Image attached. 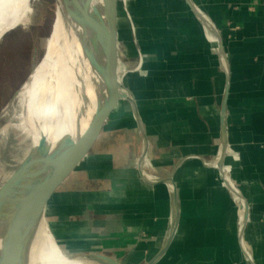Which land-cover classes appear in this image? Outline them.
I'll list each match as a JSON object with an SVG mask.
<instances>
[{"label": "crops", "instance_id": "1", "mask_svg": "<svg viewBox=\"0 0 264 264\" xmlns=\"http://www.w3.org/2000/svg\"><path fill=\"white\" fill-rule=\"evenodd\" d=\"M191 2L222 35L229 78L216 38L187 0H131L117 27L122 83L148 139L145 172L177 187V230L154 264H264V0ZM125 104L48 200L46 219L70 257L146 264L165 243L172 193L141 178L144 137ZM222 141L245 211L211 165L216 157L206 162Z\"/></svg>", "mask_w": 264, "mask_h": 264}, {"label": "bare ground", "instance_id": "2", "mask_svg": "<svg viewBox=\"0 0 264 264\" xmlns=\"http://www.w3.org/2000/svg\"><path fill=\"white\" fill-rule=\"evenodd\" d=\"M28 1L0 0V39L8 30L28 24L30 17ZM63 1L71 9L67 12L62 5V0H56L55 19L47 38L48 43L52 35L50 42L48 46L46 43L41 61L17 94V97L21 99L23 109L22 119L17 125L23 128L25 137L30 138L32 147L35 150L42 139L45 141L44 147H47L50 151L59 144L65 143L64 141L79 139L91 123H88L87 117L91 103L89 92L92 91L94 95L102 92L103 87L100 89V85L103 82L109 90L106 78L101 70L105 55L100 44L102 60L98 64L99 66L97 65L98 83L94 81L95 79L89 82V85L77 97V76L74 70L72 53L74 46H81L78 44L80 28L84 26V31L89 37H91L90 29L94 30L86 24L82 10L86 8L90 15L97 14L96 18L99 23L108 28L114 12L112 3L104 4L103 0ZM56 22L57 26L54 30ZM77 98L78 101L80 100V106H77ZM83 125H85L84 129H82ZM219 162L220 157L218 156L213 163V166L217 169ZM148 179L159 181L157 177L151 175H148ZM227 179L231 185L236 187L228 176ZM49 180L50 175L44 174L31 179L10 192L7 199L9 205L5 203L4 206H8L7 208L3 207L1 212L3 216L0 220V253L2 251L5 253L8 249L9 253H17V264H85L83 263L85 259L72 258L61 250L62 248L46 222L47 204L44 213L36 220H33L32 216L24 218L14 243L10 242V232L23 215L22 212L25 210L26 213L30 211L29 214H32ZM10 196L14 198V201L10 200ZM241 205L243 211H245L246 204L243 200ZM242 213V219L245 220V213ZM3 229L6 230L5 237L1 234ZM11 244H13L12 248ZM10 259L8 254L3 264H11Z\"/></svg>", "mask_w": 264, "mask_h": 264}, {"label": "water", "instance_id": "3", "mask_svg": "<svg viewBox=\"0 0 264 264\" xmlns=\"http://www.w3.org/2000/svg\"><path fill=\"white\" fill-rule=\"evenodd\" d=\"M117 1L118 0H103L104 4L109 2L113 5V16L112 20L110 21V26L108 28L104 27L101 23H99L96 15H90L86 8L82 10V14L84 16V20L89 27H92L95 30V42H98L102 45V49L105 55V61L101 66V70L103 72L104 77L106 78L109 94L111 97V102L105 105L103 108L99 109L89 127L83 133V135L74 141L73 139H69L64 141L65 143L59 144L55 149L51 150L47 147H44V140L40 141L38 148L28 156L10 175V177L0 186V217L2 215V210L4 204L6 203L10 192L14 190L16 187L30 181L35 177L42 176L44 174L50 175V180L44 187L41 196L34 207L32 214L29 211L24 210L22 212V216L18 220V222L12 228V232H10V242L14 243L18 231L21 227L22 221L27 216L31 217L33 220L39 218L43 213L46 207L48 200L51 198L52 194L55 190L59 187V185L70 175L72 171L76 169V167L82 162V160L88 155L91 151L92 147L94 146L95 142L97 141L98 137L100 136L106 122L111 118L113 112L120 106L122 101H126L131 103L133 106L135 117L137 124L143 134V147L141 154L139 156L138 161V170L140 173L141 178L151 185H165L170 192L172 193L173 198V209L172 215L170 219V226L168 229L167 237L165 243L159 252V254L152 260H150L146 264H154L157 259H159L169 247L174 234L177 230L178 220H179V205H178V194H177V187L175 183L171 179L154 181L148 179V174L145 172L144 164L147 156L148 150V139L145 133V128L143 121L140 116L139 108L136 103V100L129 94L127 89L124 87L122 83V76L120 73L119 68V50H118V28H117ZM194 11L197 13L198 17L210 31L211 34L214 35L216 38V42L218 44V48L221 54L222 64L227 72V76L229 78V63L226 56V52L224 49V43L222 35L215 25V23L208 17V15L199 9L196 5H194L191 0H187ZM62 5L66 9L67 12L70 11L69 5L62 0ZM228 86V85H227ZM227 92V91H226ZM18 94V92H17ZM225 109V107H223ZM226 144L225 141H222L221 147L219 150L218 156L220 157V162L218 165V171L220 173L221 179L224 183L238 196L242 198L245 202V198L243 195L238 191L236 187L231 185L227 179L226 172L224 169V158L226 155ZM215 162V160H214ZM213 162V163H214ZM211 163V165H213ZM246 222V213H245V220L243 219L241 226H240V236L244 230V225ZM11 244V248H12ZM9 254L8 251H3L0 253V264H3L7 255ZM249 257V256H248ZM93 259L102 262L103 264H121L118 260L107 256V255H94L92 256ZM253 263V262H252ZM254 264V263H253Z\"/></svg>", "mask_w": 264, "mask_h": 264}, {"label": "rangeland", "instance_id": "4", "mask_svg": "<svg viewBox=\"0 0 264 264\" xmlns=\"http://www.w3.org/2000/svg\"><path fill=\"white\" fill-rule=\"evenodd\" d=\"M130 1H117V27L122 25V17L128 13L127 10ZM28 5L30 13L28 24L8 30L0 39V186L10 177L13 170L35 150L32 147L30 138L25 137L23 128L17 125L22 119L21 113L23 110L21 99L17 97V92L21 89L25 81L28 80L30 74L44 55L47 38L52 30L55 19L56 0H29ZM56 26L57 22L55 23L54 30ZM90 34L91 37L85 33L84 26L80 28L78 32V44L81 46H74L72 53L74 70L77 76V97L89 85V82L95 79L94 81L98 83V74L96 72L99 66L98 64L102 60V52L100 51V44L94 41L96 40L95 30L90 29ZM51 37L52 35L48 40L47 46ZM122 46V42L120 41V46L118 42V50L121 52V63L125 55ZM101 88L102 92L96 93L95 95L92 91L89 92L91 95V103L88 110V118H92V115L94 117L95 113L103 105L105 106V104L107 105L111 102L109 90H107L105 82L100 85ZM122 103H127L125 105L128 109L131 108H129L128 102L126 101H122L119 107L124 106ZM79 104L80 100L77 102V106H80ZM130 121V118H125L120 122L123 124ZM8 124L11 125L7 126ZM5 157L8 159H5ZM215 157L217 156L215 155L209 158L210 160L206 162H212ZM146 167L148 168V172L151 171L152 167L150 163ZM10 200L14 201V198L10 196ZM6 203L8 204L9 201L7 200ZM8 205L4 207L7 208ZM50 210H46V213ZM2 216L3 214L0 220ZM46 222L48 223L47 219ZM1 234L5 237L6 230L3 229ZM9 255L11 258L10 263L17 264V253L12 252ZM83 263L103 264L94 259H85Z\"/></svg>", "mask_w": 264, "mask_h": 264}]
</instances>
